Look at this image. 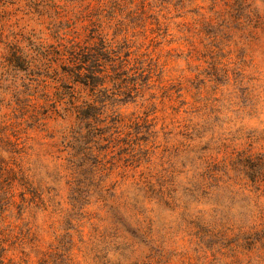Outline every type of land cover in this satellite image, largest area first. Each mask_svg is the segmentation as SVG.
Segmentation results:
<instances>
[{
	"label": "rangeland",
	"instance_id": "rangeland-1",
	"mask_svg": "<svg viewBox=\"0 0 264 264\" xmlns=\"http://www.w3.org/2000/svg\"><path fill=\"white\" fill-rule=\"evenodd\" d=\"M262 166L264 0H0V264H264Z\"/></svg>",
	"mask_w": 264,
	"mask_h": 264
},
{
	"label": "trees",
	"instance_id": "trees-1",
	"mask_svg": "<svg viewBox=\"0 0 264 264\" xmlns=\"http://www.w3.org/2000/svg\"><path fill=\"white\" fill-rule=\"evenodd\" d=\"M109 49L105 42L100 39L99 42L96 44V48L90 49V47H85L84 49H79V52H74L73 55V70L72 74L75 77H79L83 75H87L86 77H90L93 79L95 76V72H104L105 70L101 69V62L102 61H109L111 59V55H109ZM108 54V55H107ZM97 67L98 70H95ZM87 73V74H86ZM107 76V74H105ZM85 85L92 86V82L88 80V78L81 81ZM94 106L92 103H87L86 106H80L77 110L78 117L80 115L82 117H92L91 114L88 113V109ZM259 177V180H264V166L260 167L258 170V174L256 179ZM255 180V179H254Z\"/></svg>",
	"mask_w": 264,
	"mask_h": 264
}]
</instances>
